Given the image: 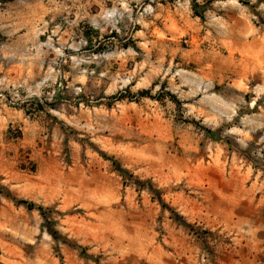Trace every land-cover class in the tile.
Listing matches in <instances>:
<instances>
[{"label":"rangeland","instance_id":"obj_1","mask_svg":"<svg viewBox=\"0 0 264 264\" xmlns=\"http://www.w3.org/2000/svg\"><path fill=\"white\" fill-rule=\"evenodd\" d=\"M0 264H264V0H0Z\"/></svg>","mask_w":264,"mask_h":264},{"label":"trees","instance_id":"obj_2","mask_svg":"<svg viewBox=\"0 0 264 264\" xmlns=\"http://www.w3.org/2000/svg\"><path fill=\"white\" fill-rule=\"evenodd\" d=\"M205 131H206V133L209 134V135H211L212 132H213L211 129H205ZM28 206H29L30 208H32V207L34 206V203H28Z\"/></svg>","mask_w":264,"mask_h":264}]
</instances>
